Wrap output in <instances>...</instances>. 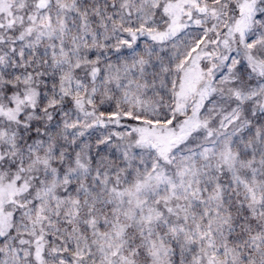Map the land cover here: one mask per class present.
I'll return each mask as SVG.
<instances>
[{"label": "snow or ice", "instance_id": "1", "mask_svg": "<svg viewBox=\"0 0 264 264\" xmlns=\"http://www.w3.org/2000/svg\"><path fill=\"white\" fill-rule=\"evenodd\" d=\"M0 264H264V0H0Z\"/></svg>", "mask_w": 264, "mask_h": 264}]
</instances>
